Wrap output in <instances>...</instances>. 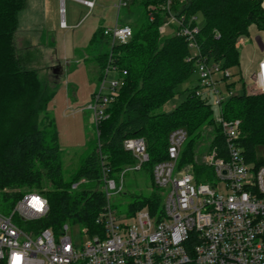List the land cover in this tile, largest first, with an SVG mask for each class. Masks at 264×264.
<instances>
[{"label": "trees", "instance_id": "1", "mask_svg": "<svg viewBox=\"0 0 264 264\" xmlns=\"http://www.w3.org/2000/svg\"><path fill=\"white\" fill-rule=\"evenodd\" d=\"M168 1L136 0L135 6L142 8V18L138 27L130 25L131 39L114 45L107 40L109 51L97 57L100 78L112 58L124 83L107 109L108 117L95 122L97 136L92 151L67 181L57 130L42 127L55 88L37 70L25 65L16 46L19 13L27 0H0V192L10 190L11 198L31 191L44 194L50 212L43 226L59 230L69 223L90 230L96 228L95 220L106 203L101 187L102 160L120 181V174L137 163L133 153L124 147L128 138L146 141L150 159L141 170H148L153 181L150 193L131 195L125 211L128 216L144 207L153 215L160 213L164 196L154 183L153 169L167 158L169 135L174 129L185 128L189 135L181 154V167L193 164L205 125L215 129L210 148L224 149L225 139L215 121V107L196 95V57L187 40L178 34L181 26L173 24L171 34L160 32V27L170 19ZM170 10L183 25H198L197 19L192 18L201 14L204 23L197 36L201 55L232 71L231 79L224 81V89L236 88L237 81L232 80L235 75L242 82L243 91L227 98L223 114L228 120H240L239 144L248 161L260 166L264 160H257V150L264 147V93L250 95L245 91L238 43L250 35L253 25L264 31L263 0H171ZM104 28L94 34L91 43L105 38ZM183 95L186 97L180 104L165 109L169 101ZM193 165L197 180L206 181L203 172L210 170Z\"/></svg>", "mask_w": 264, "mask_h": 264}, {"label": "built area", "instance_id": "2", "mask_svg": "<svg viewBox=\"0 0 264 264\" xmlns=\"http://www.w3.org/2000/svg\"><path fill=\"white\" fill-rule=\"evenodd\" d=\"M74 1L90 11L96 5V0ZM170 4L171 0L166 6L170 19L160 32L167 34L173 24L181 26L178 34L187 40L196 57V95L214 99L218 107L215 121L225 139L223 150L213 146L202 157L201 165L210 170L203 172L206 181L197 180L194 163L180 166L189 135L185 128H176L169 135L167 158L153 169L154 183L164 196L160 213L153 215L144 207L132 216L119 215L112 195L122 191L128 170H141L150 159L143 138H128L124 147L133 153L137 163L126 168L119 181L111 175L103 158L101 187L106 203L95 220L94 230L69 223L59 230L45 227L43 221L49 215L50 204L44 194L31 191L11 198L10 190L1 191L0 264H264V163L258 166L248 161L239 144L240 120L224 117L225 101L236 94L234 89L223 88L232 71L201 55L197 42L200 27L183 25L171 13ZM127 5V0L116 3L118 21L103 30L111 45L127 42L133 35L130 25L119 23L120 11ZM61 12L64 16L63 6ZM150 17L153 18L152 13ZM61 27H68L63 19ZM112 71L118 76L108 80ZM123 83V76L110 58L88 105L97 124L108 117L107 109ZM245 91L250 95L264 93V57L245 83ZM72 226L81 228L82 236L88 240L76 241Z\"/></svg>", "mask_w": 264, "mask_h": 264}, {"label": "rangeland", "instance_id": "3", "mask_svg": "<svg viewBox=\"0 0 264 264\" xmlns=\"http://www.w3.org/2000/svg\"><path fill=\"white\" fill-rule=\"evenodd\" d=\"M136 0H127L119 14V23L138 27L142 18V8L135 6ZM27 0L26 7L19 13V27L16 33V46L27 67L38 71L39 76L55 88V96L49 103L42 118L43 128L55 127L61 149L64 178L70 181L83 160L90 154L96 143V124L92 110L88 107L93 94L101 83V69L97 57L110 49L105 38L91 43L94 34L102 27L114 26L117 21L119 0H97V7L90 11L85 5L74 0ZM65 8L68 27L61 28ZM198 26L204 19L197 16ZM173 28L168 29V34ZM61 62L64 72L56 76L53 72ZM118 74L112 71L108 80ZM234 89L236 94L243 91L237 75ZM197 76H193V82ZM54 82V85H51ZM190 84V83H189ZM187 84V85H189ZM225 93V91H224ZM211 97V94L209 93ZM186 95L175 97L165 109L171 110L180 104ZM215 107V117L218 107ZM213 125H205L200 133L193 163L202 164V157L210 150L215 136ZM257 160H264V147L257 150ZM152 178L148 170H128L123 178L122 191L112 195V204L119 215L125 214L132 194H148L152 191ZM223 190V185H220ZM76 241L88 240L82 236L81 228L72 226Z\"/></svg>", "mask_w": 264, "mask_h": 264}, {"label": "crops", "instance_id": "4", "mask_svg": "<svg viewBox=\"0 0 264 264\" xmlns=\"http://www.w3.org/2000/svg\"><path fill=\"white\" fill-rule=\"evenodd\" d=\"M64 3L65 2H63V1L61 2V4H63V5H64ZM263 5H264V0H263ZM96 7H97V0H96V5H95L94 9ZM63 20L66 22V16L65 15L63 16ZM66 24H67V22H66ZM126 25H128V24H126ZM61 28H63V27H61ZM63 29H65V28H63ZM238 46H239V50H240V67H241L242 77H243L242 80L244 83H247L250 80V77L257 71L258 64H259L260 60L264 57V31L259 30L254 25L251 26L250 27V35L248 37H244L243 39H241V41L238 43ZM58 62L59 63H57V64L59 66L63 67L61 62L60 61H58ZM63 72H64V68H63L62 73L60 75H62Z\"/></svg>", "mask_w": 264, "mask_h": 264}, {"label": "water", "instance_id": "5", "mask_svg": "<svg viewBox=\"0 0 264 264\" xmlns=\"http://www.w3.org/2000/svg\"><path fill=\"white\" fill-rule=\"evenodd\" d=\"M62 70H63V67L61 66H58V67H55L53 72L56 76H59L61 73H62Z\"/></svg>", "mask_w": 264, "mask_h": 264}]
</instances>
